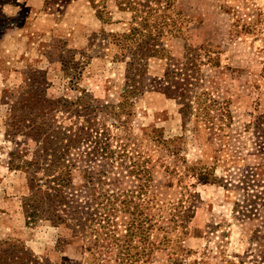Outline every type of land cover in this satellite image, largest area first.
<instances>
[{
  "label": "rangeland",
  "instance_id": "rangeland-1",
  "mask_svg": "<svg viewBox=\"0 0 264 264\" xmlns=\"http://www.w3.org/2000/svg\"><path fill=\"white\" fill-rule=\"evenodd\" d=\"M48 1L19 0L23 6L9 7L8 13L15 17L20 12L23 22L0 29V240H19L57 262L81 258V253L77 242L68 241L66 228L45 219L27 222L29 174L13 166L11 153L22 155L24 148L18 157L24 166L35 143L22 142L26 138L16 133L22 114L18 105L30 82L35 89L44 82L49 97L76 100L88 94L86 102L93 106L122 100L126 65L114 60L115 48L100 37L103 31L123 32L130 14L109 2L110 20H103L91 0H71L65 6ZM177 6L189 20V43H211L220 50V65L204 66L202 87L228 103L231 123L222 141L210 146L205 131L194 130V122L184 124L177 101L161 90L167 60L151 59L145 91L130 98L127 125L138 135L155 133L170 146L175 140L188 165L210 170L211 181L183 179L184 184H194L195 193L196 212L185 241L190 260L264 264V0H178ZM185 43L174 39L175 58L183 54ZM70 60L77 63L70 69L73 73L62 68L61 62ZM47 113L52 123L85 124V113ZM113 119L108 117L110 125ZM145 145L154 161L172 160L154 140L147 139ZM168 180L165 167H156L153 184L171 192ZM250 200L258 205L252 207Z\"/></svg>",
  "mask_w": 264,
  "mask_h": 264
},
{
  "label": "trees",
  "instance_id": "trees-1",
  "mask_svg": "<svg viewBox=\"0 0 264 264\" xmlns=\"http://www.w3.org/2000/svg\"><path fill=\"white\" fill-rule=\"evenodd\" d=\"M70 1L48 3L65 6ZM91 1L103 20H110L109 2L130 14L123 32L103 31L100 37L115 48L114 60L126 65L122 100L93 106L86 102L88 94L76 100L49 97L44 82L36 89L30 82L18 105L22 114L15 128L26 138L22 142L35 147L24 166L18 160L24 148L22 155L11 153L13 166L26 168L29 174L30 193L24 198L27 222L45 219L66 228L68 241L77 242L81 258L54 262L19 240H0V264H197L190 260L191 250L185 244L196 212L194 184H184L183 179L194 176L211 181L210 170L188 165L175 140L170 146L148 130L147 135H138L127 122L130 98L142 94L150 79V60L166 59L161 90L177 101L184 124L194 122V130L202 128L210 146L220 143L233 118L231 110L227 102L202 87L204 66H219L220 50L211 43H189V20L178 8V0ZM17 6H23L19 0H0V29L23 22L20 12L15 17L8 13L9 7ZM176 38L186 43L183 54L175 58ZM61 63L69 73L77 66L71 60ZM39 105V111L46 113L37 112ZM58 110L85 113V124L50 122L47 112ZM110 116L116 133L108 123ZM147 139L167 149L172 160L154 161L146 149ZM158 166L169 174L171 192L153 184ZM249 203L258 205L256 200Z\"/></svg>",
  "mask_w": 264,
  "mask_h": 264
}]
</instances>
